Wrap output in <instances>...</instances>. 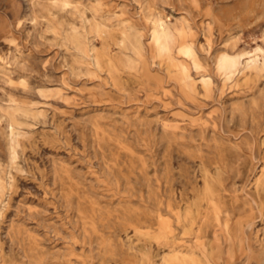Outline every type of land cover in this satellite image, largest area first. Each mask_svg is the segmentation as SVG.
Returning a JSON list of instances; mask_svg holds the SVG:
<instances>
[{"label": "rangeland", "instance_id": "1", "mask_svg": "<svg viewBox=\"0 0 264 264\" xmlns=\"http://www.w3.org/2000/svg\"><path fill=\"white\" fill-rule=\"evenodd\" d=\"M0 264H264V0H0Z\"/></svg>", "mask_w": 264, "mask_h": 264}, {"label": "bare ground", "instance_id": "2", "mask_svg": "<svg viewBox=\"0 0 264 264\" xmlns=\"http://www.w3.org/2000/svg\"><path fill=\"white\" fill-rule=\"evenodd\" d=\"M164 32V31H163ZM166 36V35H165ZM176 251V250H175Z\"/></svg>", "mask_w": 264, "mask_h": 264}]
</instances>
